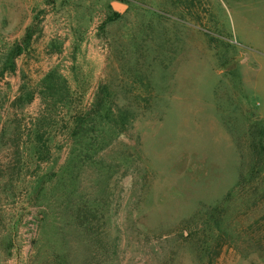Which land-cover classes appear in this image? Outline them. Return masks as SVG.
<instances>
[{
	"label": "rangeland",
	"instance_id": "rangeland-1",
	"mask_svg": "<svg viewBox=\"0 0 264 264\" xmlns=\"http://www.w3.org/2000/svg\"><path fill=\"white\" fill-rule=\"evenodd\" d=\"M263 65L264 0H0V264H264Z\"/></svg>",
	"mask_w": 264,
	"mask_h": 264
},
{
	"label": "trees",
	"instance_id": "trees-1",
	"mask_svg": "<svg viewBox=\"0 0 264 264\" xmlns=\"http://www.w3.org/2000/svg\"><path fill=\"white\" fill-rule=\"evenodd\" d=\"M59 82H57V84H53L52 86H55V87H53V88H49L48 86H50V84H48L47 86H45L44 88H43V90H42V95H43V97L44 98H50V100H51V98L52 99H55L54 101H59V100H61L59 97H60V95L62 94V90H64L62 87L61 88H59ZM64 85L66 86V82H64ZM60 91V92H59ZM58 92L60 93V94H58ZM22 95V97H23V95H24V97H26V96H28V95H26L25 96V94H21ZM42 97V98H43ZM59 99V100H58ZM45 101H46V99H45ZM44 101V102H45ZM50 106V104L48 103V104H46V108L47 109H45V110H43L39 115H38V117L37 118H35V119H33L32 120V122H33V124H36V125H38V128L34 131V132H36V138H37V140H38V146H36L35 147V149H36V152H34L35 154H36V156L38 155V156H43V150H44V146L43 145H41V142L42 141H44V137H45V135H46V133H47V131H46V129L43 127L44 126V121H45V115H47V111H48V107ZM57 106V104L55 105V107ZM56 109V108H55ZM31 132V131H30ZM29 132V133H30ZM32 132H33V129H32ZM48 133H49V131H48ZM48 137V136H47ZM32 138V137H31Z\"/></svg>",
	"mask_w": 264,
	"mask_h": 264
},
{
	"label": "bare ground",
	"instance_id": "bare-ground-1",
	"mask_svg": "<svg viewBox=\"0 0 264 264\" xmlns=\"http://www.w3.org/2000/svg\"><path fill=\"white\" fill-rule=\"evenodd\" d=\"M115 6H118V4H115Z\"/></svg>",
	"mask_w": 264,
	"mask_h": 264
},
{
	"label": "crops",
	"instance_id": "crops-1",
	"mask_svg": "<svg viewBox=\"0 0 264 264\" xmlns=\"http://www.w3.org/2000/svg\"><path fill=\"white\" fill-rule=\"evenodd\" d=\"M262 67H264V65Z\"/></svg>",
	"mask_w": 264,
	"mask_h": 264
}]
</instances>
